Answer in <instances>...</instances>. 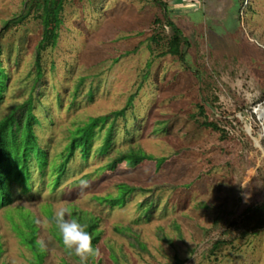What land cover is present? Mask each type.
Returning a JSON list of instances; mask_svg holds the SVG:
<instances>
[{"label":"rangeland","instance_id":"374dc122","mask_svg":"<svg viewBox=\"0 0 264 264\" xmlns=\"http://www.w3.org/2000/svg\"><path fill=\"white\" fill-rule=\"evenodd\" d=\"M27 1L0 0V120L33 99L48 154L31 187L12 180L0 202V264H79L52 219L61 207L94 228L103 255L88 264H264V227L244 220L264 203V0H163L189 43L183 61L166 53L171 31L154 24L153 0H64L38 64L42 28ZM122 110L54 185L79 130ZM129 152L152 159L114 165ZM120 185L132 192L110 206Z\"/></svg>","mask_w":264,"mask_h":264},{"label":"trees","instance_id":"16d2710c","mask_svg":"<svg viewBox=\"0 0 264 264\" xmlns=\"http://www.w3.org/2000/svg\"><path fill=\"white\" fill-rule=\"evenodd\" d=\"M154 4L161 10L162 18L155 19L154 24L158 26H167L171 31V35L167 40L166 53L183 61V49L189 45L187 39L182 35V32L168 19V12L166 9V3L163 0H153ZM64 0H28L26 7L34 12V17L40 21L42 28L41 39L35 48L37 51V64L39 62L40 53L46 51L49 48L55 46L58 39V30L62 23L61 13L63 10ZM23 17L18 20L20 21ZM156 43V39L152 38ZM0 68L2 66L0 64ZM3 70V69H2ZM216 100V98H214ZM37 103H40L38 100ZM35 103L33 99H29L24 103L18 105L16 109L11 111L9 116L0 120V202H5V198L11 191V183L18 181L22 188L31 187V177L33 166L42 173L43 168L47 162L48 152L44 147H40L37 137L34 133V126L39 125V120L34 113ZM200 115H204L203 107L200 106ZM125 110L112 113L103 117L95 118L89 122L85 127L79 130L78 138L73 137L68 146L65 148L63 161L56 167L57 179L54 185H57L59 178L64 173V166L71 158L74 152L78 148H82L85 153H89L93 138L96 136V128L99 125H104L110 117H117L123 115ZM202 126L206 129H210L213 132H220V128L217 124L204 121ZM82 140V142L80 141ZM78 141V145L76 143ZM113 142V126H109L106 129L105 137L103 140V147L106 149L111 147ZM44 155L45 159L41 160V155ZM152 157L145 155L141 152H129L124 153L116 157L114 165L125 162L128 167H135L145 160H151ZM33 168V169H32ZM42 175V174H41ZM13 176L16 179H13ZM132 192L126 185L119 186V194L114 199H104L110 206H120L124 203L125 197ZM8 193V194H7ZM1 205V203H0ZM5 205V204H4ZM3 205V206H4ZM247 215H244V220L248 224H253L251 230L261 229L264 227V203L253 209L247 211ZM94 228L89 225L87 230L91 235ZM95 237L92 236V244L95 243ZM223 242L217 241L210 249L211 253H214L221 246ZM68 254L73 255L70 250L64 247ZM76 257V256H75Z\"/></svg>","mask_w":264,"mask_h":264},{"label":"clouds","instance_id":"9594fccd","mask_svg":"<svg viewBox=\"0 0 264 264\" xmlns=\"http://www.w3.org/2000/svg\"><path fill=\"white\" fill-rule=\"evenodd\" d=\"M82 186H86V181H81ZM246 187V185H241ZM56 227L62 237L64 247L79 258V264H88L89 258L99 260L103 253L99 247H93L92 235L86 231V225L79 222L73 216L72 210L67 207L58 208L52 217ZM36 245L44 250L46 243L43 239H38Z\"/></svg>","mask_w":264,"mask_h":264},{"label":"bare ground","instance_id":"6f19581e","mask_svg":"<svg viewBox=\"0 0 264 264\" xmlns=\"http://www.w3.org/2000/svg\"><path fill=\"white\" fill-rule=\"evenodd\" d=\"M264 110V109H263ZM255 113H256V115L258 116V117H260L259 119L260 120H263L264 119V116L260 113V110L259 109H256L255 110ZM256 143H258L257 141H256Z\"/></svg>","mask_w":264,"mask_h":264}]
</instances>
